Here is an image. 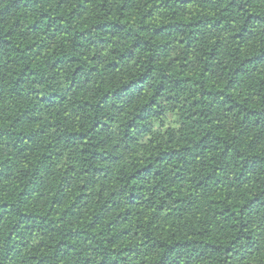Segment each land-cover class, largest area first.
<instances>
[{
	"label": "trees",
	"instance_id": "obj_1",
	"mask_svg": "<svg viewBox=\"0 0 264 264\" xmlns=\"http://www.w3.org/2000/svg\"><path fill=\"white\" fill-rule=\"evenodd\" d=\"M0 264H264V0H0Z\"/></svg>",
	"mask_w": 264,
	"mask_h": 264
}]
</instances>
